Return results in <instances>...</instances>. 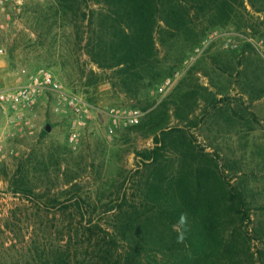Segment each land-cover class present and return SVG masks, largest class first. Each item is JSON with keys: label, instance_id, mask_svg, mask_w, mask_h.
Instances as JSON below:
<instances>
[{"label": "trees", "instance_id": "trees-1", "mask_svg": "<svg viewBox=\"0 0 264 264\" xmlns=\"http://www.w3.org/2000/svg\"><path fill=\"white\" fill-rule=\"evenodd\" d=\"M52 1L64 21L87 22L90 38L78 45L98 70L91 73L146 114L125 133L152 139L154 146L134 151L139 186L131 187L127 179L116 186L111 178L100 183L94 199L80 194L93 164L74 170L60 190L37 183L50 180L53 166L57 178L67 177L68 160L75 157L68 147L29 164L20 160L11 176L0 170L13 195L59 216L62 240L44 264H264V250L252 251L254 241L263 242L248 231L253 221L245 191L232 184L220 154L206 152L191 132L198 118L197 93L184 88L195 70L156 107L151 98L208 31L259 21L264 0ZM173 119L179 124L171 126ZM41 136H48L45 129ZM115 188L116 200L104 202Z\"/></svg>", "mask_w": 264, "mask_h": 264}, {"label": "rangeland", "instance_id": "rangeland-1", "mask_svg": "<svg viewBox=\"0 0 264 264\" xmlns=\"http://www.w3.org/2000/svg\"><path fill=\"white\" fill-rule=\"evenodd\" d=\"M246 5L252 14L248 3ZM53 8L52 0H27L20 7L8 8L10 20L0 18V47L5 50V55L0 56V86L24 84L22 80L25 78L14 77L23 69L34 72L45 68L69 92L84 97L102 113L94 114L95 119L80 131L79 147L72 151L68 144V120L52 114L44 101L38 111L39 129L36 134L9 147L13 152H8L3 169L11 176L20 160L29 164L53 149L64 151L68 147L75 157L68 160L70 172L67 177L62 180L57 178L58 170L53 166L50 180L37 183H48L53 190H60L74 177V170L83 172L93 164V172L87 177L84 174L80 185V194L85 199H94L102 186L100 183L111 178H115L116 186L127 179L131 187L135 185L136 188L142 176H134L138 168L134 151L152 148L153 140L128 136L126 127L115 129L110 134L111 122L103 113L108 109L143 112L113 92L105 79L91 73L98 70L90 65L78 45L84 38H90L85 27L87 22L77 20V23L71 24V18L64 21L61 16L55 15ZM94 8L97 9V6ZM257 20L241 26L231 23L221 29L235 27L242 36L259 43L264 41V25H261L264 16ZM219 29L208 31L204 40L213 30ZM247 45L249 48H246ZM200 47L202 43L187 55L183 66L173 77L151 92V98L156 101V107L188 77L192 68L195 70L184 88V91L197 93L195 115L198 118L194 119L196 127L191 132L206 152L220 154L224 160L221 165L226 163V174L232 184L245 191L253 221L248 231L263 242H253L252 251L257 253L264 250V50L261 53L244 43L237 51H230L216 43L196 54ZM169 79L172 80L169 90L161 93V87ZM224 98L228 99L223 103L213 102L214 99L219 101ZM143 114L144 120L146 114ZM178 124L173 119L171 126ZM47 125L51 126V132L42 138ZM2 179L3 176H0V264H44L62 240L59 230L63 225L56 221L59 216L55 219L53 214L45 213L36 203H30L21 195H13ZM110 194L106 193L104 202L116 200L117 189H114V195Z\"/></svg>", "mask_w": 264, "mask_h": 264}, {"label": "built area", "instance_id": "built-area-1", "mask_svg": "<svg viewBox=\"0 0 264 264\" xmlns=\"http://www.w3.org/2000/svg\"><path fill=\"white\" fill-rule=\"evenodd\" d=\"M27 0H0V18L10 20L9 7L17 8ZM219 43L225 50L237 51L242 44H250L259 52L264 50V41L256 43L253 39L242 36L235 27L225 30H213L202 42L197 53ZM5 55L0 47V56ZM193 59V58H192ZM188 60L186 64L192 60ZM25 78L26 83L14 87L0 86V170L7 160L9 147L20 141L33 137L39 129L38 111L42 103L48 104L50 112L68 120L70 131L68 144L72 151L79 147L80 131L95 119L94 114L102 113L82 96L69 92L66 87L48 69L40 68L34 72L26 69L14 75ZM172 80L169 79L160 89L161 93L169 90ZM110 120L109 133L113 134L120 127H132L143 121L144 114L138 110L108 109L103 113Z\"/></svg>", "mask_w": 264, "mask_h": 264}, {"label": "water", "instance_id": "water-1", "mask_svg": "<svg viewBox=\"0 0 264 264\" xmlns=\"http://www.w3.org/2000/svg\"><path fill=\"white\" fill-rule=\"evenodd\" d=\"M45 131H46L47 133L51 132V126H50V125H47V126L45 127Z\"/></svg>", "mask_w": 264, "mask_h": 264}, {"label": "crops", "instance_id": "crops-1", "mask_svg": "<svg viewBox=\"0 0 264 264\" xmlns=\"http://www.w3.org/2000/svg\"><path fill=\"white\" fill-rule=\"evenodd\" d=\"M22 82H23V83H26V82H27V80H26V79H23V80H22Z\"/></svg>", "mask_w": 264, "mask_h": 264}]
</instances>
